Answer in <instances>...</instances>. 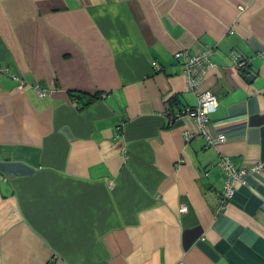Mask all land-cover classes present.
Wrapping results in <instances>:
<instances>
[{
	"label": "crops",
	"instance_id": "0c3cea01",
	"mask_svg": "<svg viewBox=\"0 0 264 264\" xmlns=\"http://www.w3.org/2000/svg\"><path fill=\"white\" fill-rule=\"evenodd\" d=\"M0 264H264V0H0Z\"/></svg>",
	"mask_w": 264,
	"mask_h": 264
},
{
	"label": "built area",
	"instance_id": "2783aa9c",
	"mask_svg": "<svg viewBox=\"0 0 264 264\" xmlns=\"http://www.w3.org/2000/svg\"><path fill=\"white\" fill-rule=\"evenodd\" d=\"M176 56L177 59H179V57L183 56V54L179 53ZM209 56V51H203V53L191 57L186 56L184 59L183 65L185 68V78L187 79L189 90L193 91L204 81V76L211 67L209 65ZM153 66L155 69L160 68L159 64L156 62ZM39 95H42V93L39 92ZM218 104L219 102L217 101L215 95L212 92L207 91L198 97V105L192 109L184 110L185 113L183 115L186 118L195 121L204 133L206 125L209 122L208 116L217 109ZM185 139L190 140V136L187 133L185 135ZM224 140L225 138L223 136H219V141L222 142ZM220 166L226 174L223 197L225 202H229L233 199L235 188L237 186L236 184L244 182L245 177L250 173L236 170L235 167L227 161H221ZM257 169L259 170V167L254 169V171ZM180 211H182V213H186V208L182 207Z\"/></svg>",
	"mask_w": 264,
	"mask_h": 264
},
{
	"label": "water",
	"instance_id": "95a60500",
	"mask_svg": "<svg viewBox=\"0 0 264 264\" xmlns=\"http://www.w3.org/2000/svg\"><path fill=\"white\" fill-rule=\"evenodd\" d=\"M244 70H245V69H244ZM252 78H253V76H252V77H249L248 80H250V79H252Z\"/></svg>",
	"mask_w": 264,
	"mask_h": 264
},
{
	"label": "trees",
	"instance_id": "16d2710c",
	"mask_svg": "<svg viewBox=\"0 0 264 264\" xmlns=\"http://www.w3.org/2000/svg\"><path fill=\"white\" fill-rule=\"evenodd\" d=\"M89 103H91V102H89ZM89 103H86V104H89ZM86 106V105H85Z\"/></svg>",
	"mask_w": 264,
	"mask_h": 264
}]
</instances>
